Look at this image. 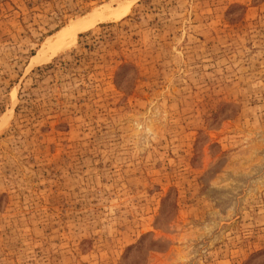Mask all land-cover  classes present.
<instances>
[{
  "label": "rangeland",
  "instance_id": "obj_1",
  "mask_svg": "<svg viewBox=\"0 0 264 264\" xmlns=\"http://www.w3.org/2000/svg\"><path fill=\"white\" fill-rule=\"evenodd\" d=\"M0 0V264H264V0Z\"/></svg>",
  "mask_w": 264,
  "mask_h": 264
},
{
  "label": "bare ground",
  "instance_id": "obj_2",
  "mask_svg": "<svg viewBox=\"0 0 264 264\" xmlns=\"http://www.w3.org/2000/svg\"><path fill=\"white\" fill-rule=\"evenodd\" d=\"M137 0H118L116 6H100L92 10L86 16L75 21L71 26L60 30L58 33L49 38L44 49L40 52L41 56H34L33 60L40 61L48 59L58 52L70 47L74 42L77 34L87 30L100 22L114 21L124 17L131 6Z\"/></svg>",
  "mask_w": 264,
  "mask_h": 264
}]
</instances>
